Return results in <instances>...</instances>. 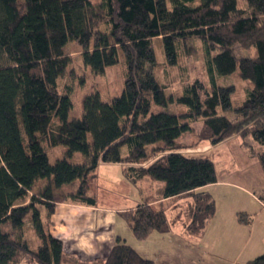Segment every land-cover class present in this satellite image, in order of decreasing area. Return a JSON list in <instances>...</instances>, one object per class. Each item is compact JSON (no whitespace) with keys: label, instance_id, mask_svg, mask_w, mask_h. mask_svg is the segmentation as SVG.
Here are the masks:
<instances>
[{"label":"trees","instance_id":"obj_1","mask_svg":"<svg viewBox=\"0 0 264 264\" xmlns=\"http://www.w3.org/2000/svg\"><path fill=\"white\" fill-rule=\"evenodd\" d=\"M156 38L171 66L180 47L199 38L209 86L195 80L168 94L149 73L158 64ZM75 40L97 74L125 57L122 92L110 100L88 93L78 117L70 91L58 85L71 62L65 46ZM237 44L254 54L239 56ZM236 71L250 84L239 102L233 85L220 84ZM199 120L195 144L239 135L264 171V0L247 7L238 0H0V264H155L120 237L105 259L81 263L47 229L40 206L50 217L60 201L97 203L91 179L101 162L122 164L134 183L145 176L164 182L163 198L191 194L187 230L200 232L216 207L210 193L194 190L217 182V171L210 158L183 151L180 139ZM57 146L66 153L52 163L48 148ZM77 152L82 157L73 160ZM123 215L138 239L170 230L165 210L150 200ZM28 222L37 247L26 236ZM245 264H264V252Z\"/></svg>","mask_w":264,"mask_h":264},{"label":"crops","instance_id":"obj_2","mask_svg":"<svg viewBox=\"0 0 264 264\" xmlns=\"http://www.w3.org/2000/svg\"><path fill=\"white\" fill-rule=\"evenodd\" d=\"M202 145L204 151L201 154H188L213 160L218 180L194 190L210 193L216 207L215 214L200 232L187 230L192 196L185 204L181 196L163 198L162 186L146 176L133 183L137 189L135 196L139 194L141 199L136 200L135 205L129 204L128 194L121 196L127 199L125 202L116 205L113 190L117 189L111 186L104 187L110 197L101 202L100 191H95L93 185L114 184L109 169L119 165L116 167L119 179L128 185L122 164L105 162L99 164L97 177L94 175L91 179V190L97 197V203L88 205L72 200L60 201L50 217H47L45 207L40 206L47 229L63 241L67 257L81 263L105 259L120 237L144 257L154 260L155 264H245L264 252V200L260 198L264 196L263 168L257 159L243 151L239 135L217 144L204 141ZM144 200H150L156 209L164 208L170 223L168 232L154 231L145 239L135 237L123 213L134 209ZM240 213L247 214L250 222H241ZM28 227L33 231L29 222ZM32 235L35 240L33 247H37L40 239L35 231ZM18 264L38 263L23 259Z\"/></svg>","mask_w":264,"mask_h":264},{"label":"rangeland","instance_id":"obj_3","mask_svg":"<svg viewBox=\"0 0 264 264\" xmlns=\"http://www.w3.org/2000/svg\"><path fill=\"white\" fill-rule=\"evenodd\" d=\"M238 3L242 7H247V0H238ZM102 26V25H101ZM104 28V27H102ZM153 45L155 49L156 59H157V66L156 68L151 71L150 75L157 77V79L167 86V93H175L179 94L184 89L185 85L193 82L195 80H201L208 84V73L206 70V54L204 50V46L202 41L199 38H192L186 41L180 47V55L178 64L171 66L166 61L165 51L163 41L160 38H156L153 40ZM235 51L239 56L244 54H254V50L250 49L249 51L245 48H242L240 45H235ZM82 46L78 43V41H70L65 46V53L71 57V62L68 65L64 74L59 78L58 85L59 90L61 92L70 91L71 98L73 101V109L71 111V116L78 117L82 114L83 111V99L84 97L91 92L98 91L101 94V97L104 100H110L113 96L120 94L123 89L124 85V76H125V57L121 54L120 62L118 64L108 66L105 69V72L102 74H97L92 71V69L85 65L82 58ZM220 84L222 85H233L235 87V93L233 99L236 101H242L245 97V92L247 87L250 85L247 80L241 78L240 73L238 71L224 76L220 79ZM184 108L185 106L182 105ZM182 107V108H183ZM172 109H181V106L172 105ZM233 113H230L232 115ZM201 120L194 124V129L191 132L185 133L180 139L183 144H185L186 153L190 152H197L202 153L204 151L203 142L199 144H195L196 139L198 138L197 132L201 128ZM232 137V136H231ZM230 138V137H229ZM241 139V138H240ZM241 148L245 153H247L250 157H254L258 160L257 156L249 153L248 148H244L241 144ZM50 161L54 163L58 158L62 157L66 153V148L64 146H57L55 148H48ZM123 154L127 153V147L123 148ZM82 157L81 153H75L72 157L73 160H79ZM103 165V164H102ZM107 165V164H106ZM99 167V166H98ZM113 167V166H109ZM116 167H120L119 165ZM114 167L109 169L108 172L111 175L112 183H101L100 187L93 185V189L95 191H100L101 202L107 201L110 195L108 191L105 190V186L115 187L117 190L114 191V202L116 201V205H121L127 199L121 198L122 195L128 194V199H130V203L135 205V201H141L140 195L135 196V192L137 191L134 188L133 183L127 178L128 185H125L119 179V172L118 169ZM117 169V170H116ZM98 170V168H97ZM97 171L95 176L97 177ZM148 177V176H146ZM46 182V179H40L36 182L37 185H42V182ZM162 186V193L164 190V182L158 181ZM117 184V185H115ZM124 186H121L123 185ZM71 187H75L71 186ZM38 188V187H37ZM119 190V191H118ZM161 193V194H162ZM189 197L191 194H186L181 196V200L185 204L186 201H189ZM178 200V198L176 199ZM191 201L194 203V198H191ZM189 204V203H188ZM186 204V205H188ZM173 205V204H172ZM171 205V206H172ZM157 206V205H156ZM164 209L160 207V209ZM187 212H189V206L186 207ZM190 214V212H189ZM28 220V219H27ZM34 232L30 230L28 227V223L26 224L25 233L26 236L31 240L30 243L34 245V236L32 235Z\"/></svg>","mask_w":264,"mask_h":264}]
</instances>
